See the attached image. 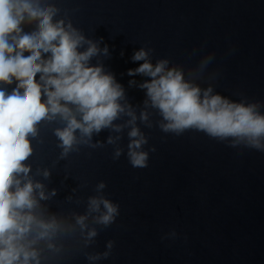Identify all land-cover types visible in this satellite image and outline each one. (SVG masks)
<instances>
[{"label":"water","instance_id":"1","mask_svg":"<svg viewBox=\"0 0 264 264\" xmlns=\"http://www.w3.org/2000/svg\"><path fill=\"white\" fill-rule=\"evenodd\" d=\"M31 3L82 38L78 53L95 46L87 66L113 78L122 111L89 135L74 129L67 151L56 134L68 126L61 113H47L26 135L31 153L21 163L29 171L14 177L33 186V207L21 210L33 217L20 241L36 252L29 264H264V135L166 131L170 121L141 87L154 78L128 74L163 62L201 97L210 88L264 116V0ZM41 19L26 15L21 28L39 29ZM139 51L144 58L134 60ZM59 103L83 123L77 105ZM132 152L147 155L145 167L132 165ZM103 201L117 209L107 224Z\"/></svg>","mask_w":264,"mask_h":264},{"label":"clouds","instance_id":"2","mask_svg":"<svg viewBox=\"0 0 264 264\" xmlns=\"http://www.w3.org/2000/svg\"><path fill=\"white\" fill-rule=\"evenodd\" d=\"M26 15L33 18L41 15L39 29L21 28ZM81 39L65 32L59 22L52 24L50 14L34 6L31 0H0V83L11 84L12 78H16L10 90L0 88V264H29L30 257L36 258L35 251L26 250L20 243L33 221L31 215L21 211L33 207V186L29 182L20 187V180L14 177L29 171L21 162L31 153L26 135L34 133V123L49 112L63 114L68 126L56 134L67 151L74 142V129L89 135L108 126L122 111L116 102L122 91L113 78L101 74L99 67L87 66V60L96 52L95 46L84 53L76 51ZM42 52L51 56L42 59ZM144 56L139 51L133 59L141 60ZM134 72L154 78L141 87L147 89L153 105L170 121L166 131L195 126L213 136H247L254 140L264 135V116L256 114L252 106L229 102L218 94L210 96V88L201 97L200 89L184 82L180 72L165 73L163 62L154 68L145 62L128 70L129 75ZM37 73H41L42 84L34 79ZM41 88L47 96L43 103ZM60 100L77 105L83 123L71 117ZM137 134L135 129L130 133ZM134 143L139 147V142ZM146 160L145 153H131L134 167H145ZM13 187L14 191H10ZM103 203L107 212L101 222L107 224L117 209L108 201ZM92 204L96 207L97 201Z\"/></svg>","mask_w":264,"mask_h":264}]
</instances>
